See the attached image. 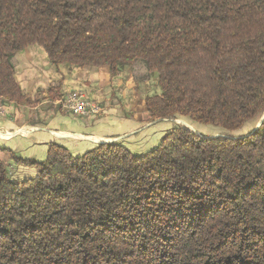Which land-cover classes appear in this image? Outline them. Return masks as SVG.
<instances>
[{
  "label": "trees",
  "instance_id": "16d2710c",
  "mask_svg": "<svg viewBox=\"0 0 264 264\" xmlns=\"http://www.w3.org/2000/svg\"><path fill=\"white\" fill-rule=\"evenodd\" d=\"M158 75L150 122L187 118L135 155L52 144L38 175L11 180L0 156V264H264V0H0V101L35 106L16 55ZM7 151L0 147V153Z\"/></svg>",
  "mask_w": 264,
  "mask_h": 264
},
{
  "label": "crops",
  "instance_id": "0c3cea01",
  "mask_svg": "<svg viewBox=\"0 0 264 264\" xmlns=\"http://www.w3.org/2000/svg\"><path fill=\"white\" fill-rule=\"evenodd\" d=\"M15 69L16 80L25 94L38 99L32 107L0 101V147L7 149L0 156L15 183L35 178L38 171L17 165L12 154L21 160L43 162L52 144L82 156L99 143H121L133 154L144 155L170 131L166 124L170 121L150 122L146 109L147 97L159 95L157 78L137 80L130 68L113 75L106 66H55L39 46L19 52ZM77 91L98 102L103 112L87 118L65 110L62 98Z\"/></svg>",
  "mask_w": 264,
  "mask_h": 264
},
{
  "label": "rangeland",
  "instance_id": "374dc122",
  "mask_svg": "<svg viewBox=\"0 0 264 264\" xmlns=\"http://www.w3.org/2000/svg\"><path fill=\"white\" fill-rule=\"evenodd\" d=\"M154 78L158 80V75L154 74L153 75ZM153 87H155L154 82L151 84V88L152 90L154 89ZM158 91L159 94L162 92L161 88L158 85ZM155 95V94H153ZM264 120V113L260 116H258L255 120H253L252 122L248 123L247 125H245L244 128H242L241 130L237 131V132H233L230 135L236 136V137H241L244 135H247L251 132L256 131L259 128V125L261 124V122ZM178 121V122H177ZM186 122L189 126H191V128L198 132V135L201 136H207V137H219V136H224L226 134H228L227 132H225L224 130H222L221 128L218 127H213V126H208V125H201L198 123H195L193 121H191L190 119L187 118H178L177 120H172L170 121V123H166L167 126H169V130L171 131L174 127L176 126H182L181 122ZM165 124V123H163ZM259 130V129H258ZM168 132H166L167 134ZM197 134V133H196Z\"/></svg>",
  "mask_w": 264,
  "mask_h": 264
},
{
  "label": "built area",
  "instance_id": "2783aa9c",
  "mask_svg": "<svg viewBox=\"0 0 264 264\" xmlns=\"http://www.w3.org/2000/svg\"><path fill=\"white\" fill-rule=\"evenodd\" d=\"M61 105L74 116L93 118L103 112L101 105L82 91L66 94L61 100ZM2 112V108H0V114Z\"/></svg>",
  "mask_w": 264,
  "mask_h": 264
},
{
  "label": "water",
  "instance_id": "95a60500",
  "mask_svg": "<svg viewBox=\"0 0 264 264\" xmlns=\"http://www.w3.org/2000/svg\"><path fill=\"white\" fill-rule=\"evenodd\" d=\"M178 122V121H177ZM264 123V120L261 122V124L259 125V128L258 129H260V127L262 126V124ZM179 124H181L182 126H184V127H186L187 129H190L191 131H193V132H195L192 128H191V126H189L186 122H181V123H179ZM257 129V130H258ZM256 130V131H257ZM255 132V131H254ZM196 133V132H195ZM198 134V133H197ZM220 137H225V136H217V137H215V138H220ZM99 144H103V143H99ZM98 144V145H99Z\"/></svg>",
  "mask_w": 264,
  "mask_h": 264
}]
</instances>
